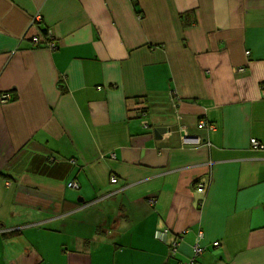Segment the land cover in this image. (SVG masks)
I'll list each match as a JSON object with an SVG mask.
<instances>
[{
    "label": "crops",
    "instance_id": "1",
    "mask_svg": "<svg viewBox=\"0 0 264 264\" xmlns=\"http://www.w3.org/2000/svg\"><path fill=\"white\" fill-rule=\"evenodd\" d=\"M4 94L0 264H264V0H0Z\"/></svg>",
    "mask_w": 264,
    "mask_h": 264
},
{
    "label": "built area",
    "instance_id": "2",
    "mask_svg": "<svg viewBox=\"0 0 264 264\" xmlns=\"http://www.w3.org/2000/svg\"><path fill=\"white\" fill-rule=\"evenodd\" d=\"M32 41L40 46L42 43H41V40L39 37L37 36H34L32 38ZM44 46H46L48 49L50 50H54L57 48V44L56 42L54 41L53 39V36L51 34L47 35L46 39H45V43H44ZM247 55H249V51L246 53ZM243 70V69H241ZM10 99V96L8 94H4L0 97V100L1 101H8ZM205 124L204 123H201L200 127H204ZM211 128V127H210ZM202 140L198 137H193V136H189V135H185L183 137V144L184 145H199L201 144ZM251 144L254 146V147H259L260 146V143L256 140V139H252L251 140ZM118 182V179L116 177H113L111 178V183H117ZM69 187L72 188V189H78V185L74 182L70 183L69 184ZM204 190H205V187L204 185H200V187L197 188V191L199 193H204ZM151 205H154V201L151 200ZM169 235V230L165 229V230H157L156 232V238L157 239H165L166 236ZM199 238L202 239L203 238V233L200 232L199 233ZM178 240H181L182 237L180 238H177ZM214 246H218L220 245L219 242H215L213 244ZM205 251V247H203L202 245H197L195 248H194V251H193V255L191 256L190 258V261L188 263H181V264H196V259L198 257H200ZM178 252V241H174L171 245V254L172 255H176V253Z\"/></svg>",
    "mask_w": 264,
    "mask_h": 264
},
{
    "label": "water",
    "instance_id": "3",
    "mask_svg": "<svg viewBox=\"0 0 264 264\" xmlns=\"http://www.w3.org/2000/svg\"><path fill=\"white\" fill-rule=\"evenodd\" d=\"M165 132V129H158L157 131H156V134H157V136H159V134H162V133H164Z\"/></svg>",
    "mask_w": 264,
    "mask_h": 264
},
{
    "label": "trees",
    "instance_id": "4",
    "mask_svg": "<svg viewBox=\"0 0 264 264\" xmlns=\"http://www.w3.org/2000/svg\"><path fill=\"white\" fill-rule=\"evenodd\" d=\"M45 34V33H44ZM45 36H47L46 34H45ZM42 45H40V47H41ZM44 47H46V46H44ZM78 185V184H77ZM78 189H79V185H78ZM12 234L13 233H9V235H11L12 236Z\"/></svg>",
    "mask_w": 264,
    "mask_h": 264
}]
</instances>
